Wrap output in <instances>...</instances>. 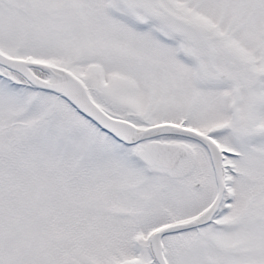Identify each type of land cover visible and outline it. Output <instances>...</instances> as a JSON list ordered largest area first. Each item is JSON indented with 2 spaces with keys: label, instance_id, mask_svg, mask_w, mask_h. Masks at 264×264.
Instances as JSON below:
<instances>
[{
  "label": "snow or ice",
  "instance_id": "6c2138e0",
  "mask_svg": "<svg viewBox=\"0 0 264 264\" xmlns=\"http://www.w3.org/2000/svg\"><path fill=\"white\" fill-rule=\"evenodd\" d=\"M0 264H264V0H0Z\"/></svg>",
  "mask_w": 264,
  "mask_h": 264
}]
</instances>
